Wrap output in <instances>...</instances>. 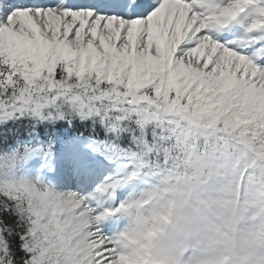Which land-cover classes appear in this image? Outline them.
Listing matches in <instances>:
<instances>
[{"label":"snow or ice","instance_id":"obj_1","mask_svg":"<svg viewBox=\"0 0 264 264\" xmlns=\"http://www.w3.org/2000/svg\"><path fill=\"white\" fill-rule=\"evenodd\" d=\"M178 200L264 211V0H0V264H129Z\"/></svg>","mask_w":264,"mask_h":264},{"label":"clouds","instance_id":"obj_2","mask_svg":"<svg viewBox=\"0 0 264 264\" xmlns=\"http://www.w3.org/2000/svg\"><path fill=\"white\" fill-rule=\"evenodd\" d=\"M126 226L129 264H264V211L211 212L178 200L166 216Z\"/></svg>","mask_w":264,"mask_h":264}]
</instances>
